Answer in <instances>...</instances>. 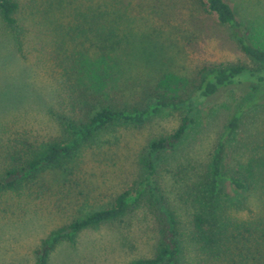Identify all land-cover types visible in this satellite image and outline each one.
<instances>
[{"label":"rangeland","instance_id":"374dc122","mask_svg":"<svg viewBox=\"0 0 264 264\" xmlns=\"http://www.w3.org/2000/svg\"><path fill=\"white\" fill-rule=\"evenodd\" d=\"M18 1L17 31L0 17V175L29 145L61 137L62 115L81 120L89 113L75 101L77 93L67 86L65 72L75 67L74 79L81 74L80 64L96 60L95 34L85 35L77 24L97 0ZM228 1L251 27L252 42L264 49V0ZM114 3L127 10L131 48L139 47L141 55L123 56V71L118 76L110 71L103 86L86 77L100 102L131 105L156 91L190 98L206 67L264 66L242 51L213 14L196 10L195 1ZM246 85V93L222 90L196 102L194 122L178 148L160 157L155 174L159 195L176 213L184 264H245L247 258L249 264H264V83L252 77ZM188 111L184 105L162 110L141 125L116 123L85 144L62 170L45 171L22 187L21 195H1L0 264H37V249L52 230L110 205L145 174L152 140L170 134ZM240 111L237 125L225 136ZM220 140L224 173L246 186L219 180L215 198L222 199L223 220L235 238L226 246L203 249L193 239L194 184L212 181ZM207 194L213 196V191ZM159 225L157 209L144 201L116 220L80 231L74 241L61 240L48 264H126L150 257L161 240Z\"/></svg>","mask_w":264,"mask_h":264},{"label":"trees","instance_id":"16d2710c","mask_svg":"<svg viewBox=\"0 0 264 264\" xmlns=\"http://www.w3.org/2000/svg\"><path fill=\"white\" fill-rule=\"evenodd\" d=\"M114 1L117 2V0H97L90 15L77 24L79 30L82 28L86 32L85 35L90 37V33L95 34L96 39L91 44L94 46L96 60L92 63L85 61L83 65L80 64L81 74H78L74 79L71 75L75 72V67H71L65 72L69 79V82L65 83L73 93H77L75 101L77 104H83L89 113L81 120L62 115L61 137L41 144H31L26 152L23 151L24 154L21 152L20 157L13 158L11 162L7 163L3 169L4 172L0 175V196L8 192L21 195V188L32 179L39 178L45 171L62 170L72 162L85 144L116 123L141 125L162 110L181 109L184 105H189V111L184 114L180 124L170 134L156 137L149 144L148 162L143 177L134 182L131 187L118 193L114 201L107 207L91 211L81 218L72 220L67 225L52 230L37 249V264H48L51 251L61 240L74 241L80 231L116 220L129 209L140 206L144 201L155 207L159 213L161 240L154 255L136 258L126 264H184V246L179 237L176 213L159 195L155 174L160 157L164 152L178 148L194 122L196 102L211 98L222 90H238L241 93H246L248 90L246 84L252 77L264 83V66L254 67L242 63L218 64L203 69L194 88V96L190 98H172L163 92L156 91L151 97L131 105H119L112 100L98 101L99 95H96L95 88H92V83L87 82L86 77L92 81L99 80L98 84L103 86V83L107 81L105 75L110 71L116 70L117 76L119 71H123L119 65V60L123 61V56L124 59L126 57L130 59L133 56L139 58L141 55L139 47L131 48V34L125 27L127 10L122 9ZM193 1H195L196 10L200 9L207 14H213L220 24L229 28L232 36L247 56L255 62L264 64V49L252 42L251 27L239 18L235 8L228 0ZM19 7L18 0H0V17L13 31H17L19 28L17 17ZM94 72L99 75L98 79ZM119 82L124 85L123 81ZM255 88L256 86L252 87V89ZM240 115L241 111L234 115L225 136L237 125ZM222 150L223 140H220L212 160V181L207 178L202 183L194 184L198 206H196L192 217L193 239L203 249H212L220 245L226 246L227 243H232L235 238V235L229 236L228 232L231 227L223 220L225 212L223 201L215 198V191L219 189V180L227 179L238 188L246 186L240 179L224 173ZM209 191H213V196H208L207 192ZM227 248L230 249L229 246ZM249 263L247 258L245 264Z\"/></svg>","mask_w":264,"mask_h":264}]
</instances>
